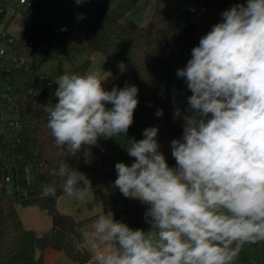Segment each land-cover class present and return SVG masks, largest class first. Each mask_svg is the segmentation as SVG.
Masks as SVG:
<instances>
[{
    "label": "clouds",
    "instance_id": "1",
    "mask_svg": "<svg viewBox=\"0 0 264 264\" xmlns=\"http://www.w3.org/2000/svg\"><path fill=\"white\" fill-rule=\"evenodd\" d=\"M221 17L176 70L191 95L182 137L170 143L175 167L160 150L158 126L128 137L139 89L106 90L110 73H64L53 80L57 102L40 104L66 162L55 175L67 197L85 202L93 189L68 158L80 153L88 163L101 139L116 137L126 138L133 158L115 164L112 187L148 206L151 228L133 229L103 208L82 234L93 264H234L244 246L264 242V0L237 3ZM48 194L56 196L55 184Z\"/></svg>",
    "mask_w": 264,
    "mask_h": 264
},
{
    "label": "trees",
    "instance_id": "2",
    "mask_svg": "<svg viewBox=\"0 0 264 264\" xmlns=\"http://www.w3.org/2000/svg\"><path fill=\"white\" fill-rule=\"evenodd\" d=\"M140 0H118L109 11H101L96 23L83 39H74L71 48L91 51L111 57L123 65V71L104 88H123L125 83L138 87V106L128 137L142 139L145 128L158 126V142L167 163L175 167L170 143L179 139L183 127L173 118V71L176 66L170 46L179 27V18L190 6L203 0H157L156 9L146 27L128 21ZM38 30V29H37ZM32 36L37 37L36 32ZM42 38V34H40ZM48 42V40H46ZM169 49V50H168ZM90 61L75 67L71 73L89 72ZM58 87L38 73V67L29 62L12 64L0 70V264H45L43 253L51 248L64 253L72 262L90 264L92 259L82 238L83 221L62 214L57 209L58 198L63 194V179L55 175L61 164L57 157L54 137L47 127V114L40 104L56 103L54 92ZM19 105V128L12 131L8 121L2 119L7 105ZM158 109L163 116L155 115ZM126 138L101 139L91 149L89 162L80 153L67 163L84 172L92 183V190L107 189L113 202L114 219L123 221L133 229H142L147 205L125 198L112 187L117 173L115 164H131L127 155ZM9 173L12 183L8 182ZM12 184L14 198L9 197ZM55 184V197L48 194ZM17 205L37 206L52 218L49 231L38 235L25 229ZM258 244V243H257ZM257 244L253 246H257ZM40 251L42 254L37 255Z\"/></svg>",
    "mask_w": 264,
    "mask_h": 264
},
{
    "label": "rangeland",
    "instance_id": "3",
    "mask_svg": "<svg viewBox=\"0 0 264 264\" xmlns=\"http://www.w3.org/2000/svg\"><path fill=\"white\" fill-rule=\"evenodd\" d=\"M118 0H94V10L85 5L84 0H46V8L37 20L38 30L28 25L29 14L25 13L19 5V0H4L8 3V10L3 19L14 17L13 23L8 31L17 40H20L21 51L16 56L22 62H29L38 67V73L43 78L53 81L64 73H71L75 67L86 61L91 62L89 71L103 70V76L111 75L104 85L111 83L124 69L123 65L114 61L111 57L91 51H78L71 48L75 35L85 37L96 23L101 11H109ZM215 3L214 8H209L205 14L194 15L187 10L184 21L176 30L174 41L170 49L172 58L176 63L173 71L174 87L172 91L174 109L181 110V117L176 118L179 125H183V115L188 108L187 97L191 92L187 89L184 79L177 77L176 70L186 66L182 62L184 51L189 52L188 60L191 58V49L199 44V40L212 26L221 21V13L237 3H246V0H203V4ZM154 5V0H140L133 13L141 17ZM202 4H196L200 10ZM148 15V14H147ZM130 16V15H129ZM5 19V20H6ZM66 27L72 33L71 39L68 34L60 31ZM36 32L37 37L32 36ZM44 38H42L40 36ZM48 40V42H46ZM26 41L30 44L26 46ZM103 85V86H104ZM12 183V175L9 173ZM12 185V184H10ZM9 197L14 198V191H8ZM113 213V202L107 189L91 190L85 202L76 201L74 198L62 194L57 201V209L60 213L83 221V230H89L97 215L102 210ZM20 219L25 229L33 230L38 235L47 232L52 226V218L37 206L22 207L17 205ZM151 225L144 223L143 230L149 231ZM234 264H264V242L257 246L246 245L239 253Z\"/></svg>",
    "mask_w": 264,
    "mask_h": 264
},
{
    "label": "built area",
    "instance_id": "4",
    "mask_svg": "<svg viewBox=\"0 0 264 264\" xmlns=\"http://www.w3.org/2000/svg\"><path fill=\"white\" fill-rule=\"evenodd\" d=\"M85 5L90 7V10L93 11V2L94 0H84ZM200 6V10H197L195 5H192L188 8L189 12L194 15L205 14L209 8H214L215 3L211 2L209 4H203ZM19 5L22 7L23 11L29 14L28 23L29 27L32 28L34 26V30L38 29V25L36 24L37 18L43 14L46 8V0H19ZM7 13V7L3 0H0V23L3 20L4 16ZM184 16L179 18V23H183ZM64 34H68L69 31L66 27H62L60 29ZM34 32V31H33ZM33 34V33H32ZM73 34L69 33V37L71 38ZM76 37V36H75ZM76 39H79L76 37ZM20 40H17L12 34L9 33L8 30H3L0 32V52L3 54L0 55V70H8L12 64H19L22 61L16 56L21 51L20 48ZM30 44V41H26V46ZM169 50V49H168ZM189 57V52L184 51L182 54V62L187 64ZM19 105L10 102L7 105L6 110L3 112L2 119L7 120L8 125L12 131H16L19 128L18 118H19ZM10 183V180L8 179ZM13 188V186H12Z\"/></svg>",
    "mask_w": 264,
    "mask_h": 264
},
{
    "label": "crops",
    "instance_id": "5",
    "mask_svg": "<svg viewBox=\"0 0 264 264\" xmlns=\"http://www.w3.org/2000/svg\"><path fill=\"white\" fill-rule=\"evenodd\" d=\"M4 1V0H3ZM156 2L157 0H154V5L152 6V8L149 10V13L147 11L146 13V16L144 17H141L139 14L137 13H133V12H130L126 17L125 19L128 20V21H131L133 23H135L136 25L138 26H141V27H146L152 16H153V13L156 9ZM6 4V7H7V10H8V3L4 2ZM117 3V2H116ZM14 12H15V9L13 10V13H12V16H10V18L8 19H3L0 23V32H2L3 30H8V28L10 27V25L13 23V17H14ZM148 14V15H147ZM130 15V16H129ZM5 17V16H4ZM76 37H78L79 39H83L84 37L80 38L78 35H75ZM106 85H104L105 87ZM113 210V209H112ZM114 213V212H113ZM145 223V221H144ZM84 224V223H83ZM144 226V225H143ZM51 228V227H50ZM143 229V228H142ZM49 231V229L47 230ZM82 232L84 233L85 231L83 230V227H82ZM45 233V232H44ZM42 253L40 251L37 252V255L40 256ZM43 256H44V261H45V264H77V263H74L72 262L64 253L62 252H58V251H55L54 249H47L44 253H43ZM90 264H93L90 263Z\"/></svg>",
    "mask_w": 264,
    "mask_h": 264
},
{
    "label": "water",
    "instance_id": "6",
    "mask_svg": "<svg viewBox=\"0 0 264 264\" xmlns=\"http://www.w3.org/2000/svg\"><path fill=\"white\" fill-rule=\"evenodd\" d=\"M12 190V185H8V191Z\"/></svg>",
    "mask_w": 264,
    "mask_h": 264
}]
</instances>
